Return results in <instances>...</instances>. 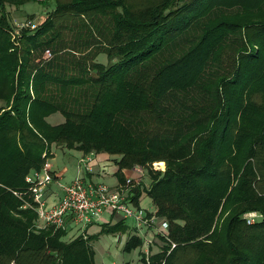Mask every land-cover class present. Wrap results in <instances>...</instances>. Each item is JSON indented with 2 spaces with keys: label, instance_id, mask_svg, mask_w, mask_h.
<instances>
[{
  "label": "trees",
  "instance_id": "obj_1",
  "mask_svg": "<svg viewBox=\"0 0 264 264\" xmlns=\"http://www.w3.org/2000/svg\"><path fill=\"white\" fill-rule=\"evenodd\" d=\"M27 2L52 9L13 40L6 7ZM0 101V264H96L121 227L37 224L13 191L52 144L114 156L123 183L146 170L129 201L145 191L169 241L142 264H264V220L242 217L264 211V0H0Z\"/></svg>",
  "mask_w": 264,
  "mask_h": 264
},
{
  "label": "built area",
  "instance_id": "obj_2",
  "mask_svg": "<svg viewBox=\"0 0 264 264\" xmlns=\"http://www.w3.org/2000/svg\"><path fill=\"white\" fill-rule=\"evenodd\" d=\"M39 25L38 21L27 19L18 23V30L12 29L11 35L14 39L15 34L20 30H33ZM44 57H50L49 49L44 51ZM90 166L87 168L89 169ZM133 170L138 173L136 181L131 183L132 179L127 177L126 185H137L142 182V167L134 166ZM135 179V178H134ZM27 189L24 194L26 197L22 200L24 207L33 209L36 213V221L39 226L51 225L54 228L67 229L70 224L77 227H86L96 221H99L104 212L116 214L122 218H132L137 226H152L155 216L147 217L144 209L135 206L129 200L128 188L109 187L102 182H91L84 177H75L70 182L60 184L61 195L53 199V192L50 190L54 182V176L50 170L49 162L46 161L41 169H32L25 176ZM128 183V184H127ZM247 224H254L264 220V211L252 210L242 216ZM154 234L169 241L168 222L163 219L156 227ZM153 239V235L148 238V243ZM175 244L171 243V247Z\"/></svg>",
  "mask_w": 264,
  "mask_h": 264
},
{
  "label": "crops",
  "instance_id": "obj_3",
  "mask_svg": "<svg viewBox=\"0 0 264 264\" xmlns=\"http://www.w3.org/2000/svg\"><path fill=\"white\" fill-rule=\"evenodd\" d=\"M63 120H64V117H63ZM63 120H59L60 121L59 123L63 122ZM62 151L64 152V150ZM68 152L75 153V154L74 153L69 154V157L73 156V158H76V160L80 162L82 167H84L83 175L84 177L88 178L89 181L104 182V183L106 181H109L110 186L113 188H116L121 183L116 173L118 167L115 163L114 156L106 154V153H95V152L82 153V151L76 150V149H70L68 150ZM51 153H53V158H51L50 160H54L55 153H54L53 146H51ZM48 162L50 165V170L52 171L53 176H54V182L53 184H51L50 190L53 192V196H52L53 199H56L58 198V196L61 195L60 184L68 183V182H63V180H67L70 182L71 179L73 178L72 176L74 175V168L73 166L70 165V162H66L62 165H59L57 163L53 164L50 161ZM88 166H90L89 169L87 168ZM80 167H81L80 165H77V172L80 170ZM122 173L124 176V180L127 177H130L132 179V178H137L138 176V173L134 171L133 168L123 169ZM55 187L59 188V193H56L57 191ZM149 203L152 205V208H150V210H148V208H144L148 206ZM138 206L144 209V212L147 214V217H150L151 215L155 216L154 223L151 227L150 226L144 227V225H141L140 227H138L137 223L132 218L130 219L132 220L134 225H131L130 227L125 222V220L128 218H122L119 215L107 213V214H102L99 221H96L86 227H77L73 224H70L69 227L67 228L68 232L65 237L68 239L70 236L74 237V236H77L79 233L81 234L86 233L87 236L91 234H96L101 229L102 224L105 226L113 227V225H115L116 223H120L121 227L118 228L119 230H116L115 232H111V235L114 236L113 239L116 240L117 244L123 250V247L121 246V242L125 243L131 235L138 236L141 239V245H139L136 248L138 249V255H137V259L135 260L134 264H142L141 257L143 255L146 257V253L148 252L150 246H151L152 253H155L156 251H153L152 247H157L159 248L158 250H160V247L164 245L165 242L163 243L156 242L158 240V237L160 238L161 236L159 234H154V231L156 227L158 226V224L160 223V221L165 218L159 217L155 214L156 208L154 207L151 201V198L146 194L145 191H142L138 198ZM151 210L152 212H150ZM73 229H75L76 231L72 235H70V232L73 231ZM146 233H147V236H146ZM152 235H153V239L150 243H148L147 242L148 238L149 236H152ZM152 253L150 252L149 254H152ZM124 263L129 264V259L127 258V260L123 262L122 264Z\"/></svg>",
  "mask_w": 264,
  "mask_h": 264
},
{
  "label": "rangeland",
  "instance_id": "obj_4",
  "mask_svg": "<svg viewBox=\"0 0 264 264\" xmlns=\"http://www.w3.org/2000/svg\"><path fill=\"white\" fill-rule=\"evenodd\" d=\"M51 9H52V6L45 7L38 2H27V3H24L23 5H21L19 7L7 6L6 7L7 20L10 24L11 29H13L14 31L15 30L17 31L18 30L17 24L22 23V22L26 21L27 19H32V20L38 21L40 24L44 20V18L46 17V15L48 14V12ZM38 26L39 25H37L36 27H38ZM23 30H29V29H23ZM20 31H22V30H20ZM10 34H11V31H10ZM11 39H12V35H11ZM49 58H51V56ZM42 59H48V57L42 56ZM96 60L102 61L104 63L108 62L106 55L103 53L99 54L96 57ZM0 105H4V103L0 102ZM46 120L50 124H56V123L60 122L59 120H63V116L59 112H57V113H53V114H50L49 116H47ZM52 146L54 147L55 159L50 160L53 157H51V158L48 157L46 159V161H50L53 164L57 163L59 165H62L66 162H70V165L73 166V168H74V175L72 176L73 177L72 179H74L77 176L82 177L83 172H84V167H82V165L80 164V162H78L76 160V158H73V156L69 157V154L74 153V152H68V150H70V149L63 146V145L52 144ZM62 150H64V152ZM82 153H84V152H82ZM52 155H53V153H52ZM77 165L81 166L80 170L78 172H77ZM150 169L152 171H157V172L163 171V170H165V162L164 161H154L150 164ZM76 172H77V174H76ZM142 173H143V175H142L143 182H141L140 184H143L145 187H148L149 183H150L149 174L146 172L145 169H142ZM83 177H84V175H83ZM84 178L86 180H89L86 177H84ZM125 180H124V183L121 182L118 185V187L119 188H125V189L129 188L126 191L127 193H129L130 189L134 186V185H131V183H134L136 181V178L135 179L132 178L131 183L130 184L127 183L128 185H126ZM63 182H69V181L63 180ZM102 183H104V182H102ZM105 184L106 185L109 184L108 186L111 187L109 181H106ZM55 189L57 191L56 193H59V188L55 187ZM60 190H61V188H60ZM24 192L25 191H22V192L13 191V194L15 196H17L18 198H19V196L27 198V195L24 194ZM144 208H148V210H150V208H152V205L149 203L148 206H146ZM150 212H152V210ZM107 213L109 214V212H107V211L104 212V214H107ZM125 222L130 227H131V225H134V223L132 222V220L130 218L126 219ZM97 224H99V223H97ZM75 229H73V231L70 232V235H72L76 231ZM82 235L84 238L87 236L86 233H84ZM91 235H94V234H91ZM146 236H147V233H146ZM69 238L72 239L74 237L70 236ZM113 238H114V236H112L111 233H101L98 235V237L96 239L91 241V244H92L94 252H95V254H94L95 263L96 264H122L128 258L129 264H134L135 260L137 259L138 249L135 248V249L131 250L130 252H125L120 248V246L117 244L116 240H114ZM156 242L157 243H163L162 239L159 237H158V240ZM123 244L124 243L121 242L122 247H123ZM152 249H153V251H156V252L159 251L158 250L159 248H157V247H152ZM150 252L152 253L151 246H150L148 252L146 253V257H145L146 260L148 259Z\"/></svg>",
  "mask_w": 264,
  "mask_h": 264
}]
</instances>
